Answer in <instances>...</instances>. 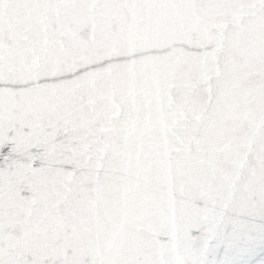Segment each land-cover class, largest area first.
Listing matches in <instances>:
<instances>
[{
	"label": "snow or ice",
	"instance_id": "snow-or-ice-1",
	"mask_svg": "<svg viewBox=\"0 0 264 264\" xmlns=\"http://www.w3.org/2000/svg\"><path fill=\"white\" fill-rule=\"evenodd\" d=\"M0 264H264V0H0Z\"/></svg>",
	"mask_w": 264,
	"mask_h": 264
}]
</instances>
